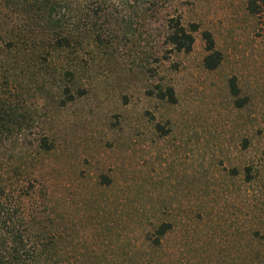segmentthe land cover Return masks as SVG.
<instances>
[{
	"label": "rangeland",
	"instance_id": "374dc122",
	"mask_svg": "<svg viewBox=\"0 0 264 264\" xmlns=\"http://www.w3.org/2000/svg\"><path fill=\"white\" fill-rule=\"evenodd\" d=\"M248 2L172 0V14L197 26L187 54L164 46L162 29H137L133 41L116 35L107 57L87 43L54 54L43 97L23 83L20 103L37 107L39 124L0 143V173L17 175L22 193L37 178L38 202L77 239L78 257L264 264V8ZM203 32L220 54L212 71ZM166 88L173 104L157 99ZM42 135L54 149L34 169ZM163 223L171 230L150 247Z\"/></svg>",
	"mask_w": 264,
	"mask_h": 264
},
{
	"label": "trees",
	"instance_id": "16d2710c",
	"mask_svg": "<svg viewBox=\"0 0 264 264\" xmlns=\"http://www.w3.org/2000/svg\"><path fill=\"white\" fill-rule=\"evenodd\" d=\"M171 6L172 0H0V143L11 141L27 125L32 128L39 124L37 107L33 111L20 103L22 85L32 82L38 95L48 94L49 78L56 74L51 67L54 54L73 56L87 43L88 48H98L107 57L113 40L119 39L116 35L133 41L137 29H162L164 46L177 54L189 53L197 26L182 23L180 17L172 14ZM258 8H264V0H249L250 12ZM202 36L209 53L203 66L212 71L220 64V54L215 51L210 33L203 32ZM66 61L68 66H61L64 77L73 79V64L77 59ZM12 79L16 86L11 89ZM60 88L68 101L73 100L70 87ZM231 90L236 96L234 84ZM156 96L161 101L175 102L172 88L160 89ZM54 106L63 107L65 101L59 100ZM33 147L36 169L42 163V156L54 148L44 135L35 140ZM3 176L0 173V264L110 262L92 255L78 257L77 239L57 221L53 211L46 209V203L38 202L36 177L28 182L29 190L22 193L23 185L13 181L17 175ZM42 196V200L46 199V194ZM170 230V224L159 225L150 247H159ZM125 260L124 263L132 262Z\"/></svg>",
	"mask_w": 264,
	"mask_h": 264
}]
</instances>
